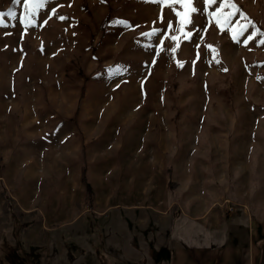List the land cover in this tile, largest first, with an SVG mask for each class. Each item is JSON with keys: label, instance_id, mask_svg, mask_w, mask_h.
I'll use <instances>...</instances> for the list:
<instances>
[{"label": "rangeland", "instance_id": "374dc122", "mask_svg": "<svg viewBox=\"0 0 264 264\" xmlns=\"http://www.w3.org/2000/svg\"><path fill=\"white\" fill-rule=\"evenodd\" d=\"M232 3L0 0V264H264V0Z\"/></svg>", "mask_w": 264, "mask_h": 264}, {"label": "snow or ice", "instance_id": "6c2138e0", "mask_svg": "<svg viewBox=\"0 0 264 264\" xmlns=\"http://www.w3.org/2000/svg\"><path fill=\"white\" fill-rule=\"evenodd\" d=\"M14 2L15 3H20L21 0H14ZM33 2L43 3V2H45V0H23V4L26 7L28 5H30L31 3H33ZM157 2L158 3H161V4H167L169 2L179 3L181 5H190L191 4V0H157ZM204 3H205V6H207L209 4L216 3V0H204ZM225 6L235 7V4L232 3V0H221V6H220V8H217L216 12L210 13L209 15H211L213 17H216L218 15V13H220L221 10L223 9V7H225ZM52 11L54 13L55 12V9H53ZM188 11L195 12V11H197V9L196 8H189ZM232 14L233 13H229V15H232ZM177 15L179 16L180 13H177ZM60 19H65V18L64 17H60ZM184 22H187V23H190L191 22L190 20L187 19V12H185V21ZM170 26H171V23H170ZM144 35H147V34H144ZM173 39H175V37H173ZM248 39L251 40L252 39V36H249ZM245 43H247V41H245ZM261 43H264V41H261ZM225 71H226V69H225Z\"/></svg>", "mask_w": 264, "mask_h": 264}, {"label": "bare ground", "instance_id": "6f19581e", "mask_svg": "<svg viewBox=\"0 0 264 264\" xmlns=\"http://www.w3.org/2000/svg\"><path fill=\"white\" fill-rule=\"evenodd\" d=\"M132 102H133V101H132ZM133 103H134V102H133ZM133 103H132V104H133ZM123 105H124V104H123ZM131 106H132V105H131ZM126 107H127V106H126ZM129 107H130V106H129ZM128 109H129V108H128ZM129 110H130V109H129ZM126 111H128V110H126ZM126 111H125V112H126Z\"/></svg>", "mask_w": 264, "mask_h": 264}, {"label": "crops", "instance_id": "0c3cea01", "mask_svg": "<svg viewBox=\"0 0 264 264\" xmlns=\"http://www.w3.org/2000/svg\"><path fill=\"white\" fill-rule=\"evenodd\" d=\"M246 261H248L247 259H245Z\"/></svg>", "mask_w": 264, "mask_h": 264}, {"label": "trees", "instance_id": "16d2710c", "mask_svg": "<svg viewBox=\"0 0 264 264\" xmlns=\"http://www.w3.org/2000/svg\"><path fill=\"white\" fill-rule=\"evenodd\" d=\"M87 185V184H86ZM87 187H88V185H87Z\"/></svg>", "mask_w": 264, "mask_h": 264}]
</instances>
